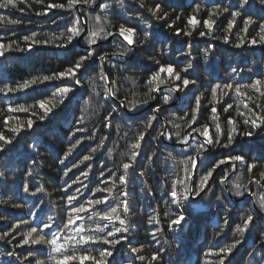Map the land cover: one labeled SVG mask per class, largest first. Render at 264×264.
<instances>
[{"label": "snow or ice", "instance_id": "snow-or-ice-1", "mask_svg": "<svg viewBox=\"0 0 264 264\" xmlns=\"http://www.w3.org/2000/svg\"><path fill=\"white\" fill-rule=\"evenodd\" d=\"M36 2L43 3V0H36ZM7 3L15 6L13 0H7ZM255 4L258 5L255 10L261 13L258 18H254L253 13L249 11L253 0H234L228 5L213 6L208 10L207 18H198L204 6L201 0H192L190 7L193 8V12L186 17L185 28L179 29L176 23L177 21L183 23L182 17L177 15L171 23H168L170 16L165 11L162 0H136L137 9L143 10L147 7L148 16L132 12L125 0H121L118 7L122 11L117 13L113 10L112 18L122 17L123 22L118 29L112 31L109 29L115 28V25L109 19L108 10L111 7L109 3L98 4L97 0H67L66 3H62L52 0L47 3L45 10L37 12L36 15H47L53 9L68 13L70 18L65 25V33L47 39L37 38L35 33L25 35L22 37L25 47H20L16 40L11 41L8 48L0 42V58L4 59L8 58L6 52L11 50V44H17L18 51L27 52L29 55L38 46L47 47L53 40L63 39L64 42L56 46L65 50L73 44L74 37H82L86 45L78 59L74 63L69 62V66L64 70L37 75L30 80H25L22 84H17L15 88L9 86L8 81L0 80V93L3 94L0 100L7 106V113H28L26 126L19 124L8 127L11 120L18 118L11 115L3 117L5 128L0 130V154L8 152L9 146L15 147L19 144V137L24 132L35 131L37 121L33 117H37L42 125H52L56 117L64 110L61 107L58 112L54 100H58L60 106L66 107L67 102L76 97L77 92L81 93L76 100L81 115L79 117L74 115L69 121L74 127H70L65 133L71 147L64 153L63 159L56 157L63 166L60 191L63 193L65 216L60 217L58 221L56 217L48 215L45 207L42 206L45 187L31 181L25 183L23 192L35 198L27 212L33 220L21 219L19 223H12L6 229L0 230V241L12 244V240L15 239L14 233L21 228V225H26L27 231L23 232V239L18 240L14 248L23 249L25 246L28 248L23 256L17 255L14 250L5 249V254L9 257L8 264H15V260H19V264H25V262L27 264H69L70 261L77 260L80 264H84L85 261H91V264H164L161 249H152L151 253L145 257L142 254L145 242L137 241L135 245L132 243L133 235H130L133 233L132 215L136 208L129 199L131 195L129 185L136 186V182L139 181L143 188L148 189L147 195L157 199L158 202L159 198L154 196V192L156 188H159L161 198H167L164 199V203L169 206L168 211L165 212L168 229L175 232L177 226L183 227V223H187L188 220L182 209H192L193 214H197L199 201H202L210 192L211 195H216L213 184L217 183V174H219L218 184L222 195L216 196V200L220 203H223L226 194L237 198L244 197L246 194L253 197L251 211L235 209L237 214L244 213L239 216L241 223L235 228H231L229 220L224 221V224L229 225L233 240L231 242L223 240L222 244L218 242L217 238L222 239V234L225 233L224 227H219L214 236V243L219 250L216 253H206V255L215 254L218 257L215 264H232L231 257L241 243L237 234L244 235L246 231H250V226L255 223V219L260 213H264V195H260L259 200H256L257 193H251L247 186H244L243 192L239 190V185L234 184L232 188L228 187L230 173L234 175L240 166L249 173V184L264 187V156L250 161L242 150L236 151L237 148L242 147V138L252 139L258 135L264 136V71L257 75L254 67L246 66L249 80L245 83L243 78L234 80V76L239 73L237 67L232 66L227 78H218L213 68V58L216 53L211 40L221 39L224 44H230L229 33L235 27H239L238 21L242 20L244 27L241 31L247 34L248 39L246 41L241 38L231 46L235 49L247 46L260 47L264 50V0H255ZM93 5L100 9V14L89 17V20L95 22V26L86 29L82 23L83 14L78 20L74 12L78 7L92 8ZM5 6L4 3H0V7ZM233 8L235 10H232ZM223 13H230L231 18L228 19L225 35L220 38L215 36L216 20L213 17L218 18V15ZM153 20L165 21L167 28L177 38L181 35L193 37L194 33L198 32L201 38L208 37L209 42L203 50L189 45L192 50L181 51L175 60L165 58L167 53L161 47L160 58H157L154 53L147 57L150 62L146 73L147 78L139 80L135 76L124 77L125 81L131 84L130 88H125L119 79L112 77L106 65L111 64L113 68L119 70L121 63H127L138 46L135 39L137 33H143L145 37L139 42V46L151 43L149 30L155 26ZM17 22L9 21V23ZM53 22L55 23V20ZM201 25L204 31L200 30ZM250 28L252 32L257 33L259 39L252 36ZM109 38L114 46L113 49L100 53L98 40H109ZM185 43L188 42L185 41ZM200 60L203 64L199 63ZM260 63L264 64V51H262ZM200 73L205 76L203 82L200 79ZM34 85H44V90L39 95L31 96L33 103H29L27 98L23 103H19L20 98L13 94L27 89H32L35 93L38 88L33 87ZM141 86L142 93L139 91ZM122 89H124L123 93ZM122 94L124 98L118 99ZM24 95L29 97L28 92H24ZM138 96L141 98L137 99ZM206 99L207 104L204 103ZM152 101L157 103L151 107V114L147 115L142 122H128L130 117L127 113L138 111L150 105ZM165 105L168 109H172L173 105L176 107L161 122V114L166 110ZM218 106L222 109L223 115L221 111H218ZM125 108L127 113L122 111ZM30 109H39V114L36 111H29ZM91 109L104 111L105 114L99 117L103 127L119 123L126 129L119 137L125 144V151L119 163L113 158V148L108 147L107 142L111 140V135L101 137L96 141V147H91L90 142L94 141L97 135L95 132H89L85 126L87 113ZM205 112H208L209 116L202 122ZM157 129L159 130L156 131ZM50 130L55 131V128ZM120 131L118 127L117 132ZM152 131H156L154 136H151ZM8 132L12 135H7ZM80 136H83V140ZM149 137L158 145L163 141L170 142L165 146L169 150L164 158V166L159 168L160 179L154 181V187H149L143 177L148 174L145 169L151 171L153 176L156 175L157 169L152 166L160 158L161 149L158 147L149 153L147 151ZM86 142H89V154L81 153L82 159H79V163L73 161L72 166L68 167L66 161ZM38 147H41L38 142L27 144V149L33 152ZM176 147H180L181 151L176 152ZM102 149L106 151L102 153ZM213 149L221 151L210 160ZM99 155L107 157L105 168H108L107 161L112 162V167L108 168L107 173V176L112 179L105 178V171L102 168L93 187V180L89 172L85 171L86 162L92 161L94 156L98 160ZM144 161H147V164ZM73 169H79L80 175L69 183L64 178L68 177ZM28 175L32 176L33 173L29 172ZM80 176L89 183L84 184ZM197 176L199 179H196ZM102 184L103 187H101ZM73 185H83V190L77 187L75 192H72L70 190ZM85 191L91 195L85 196ZM210 204L211 201L209 206ZM20 206L16 205V207ZM257 206L258 211H256ZM33 209L38 210L33 211ZM157 210L153 209V213ZM4 219L5 217L0 215V220ZM89 221L95 227L89 225ZM157 221L155 214L148 215V225L155 227ZM135 231H139V227ZM157 231L159 232L160 229L157 228ZM261 231L264 233V229ZM149 235L153 239L156 238V232H149ZM38 245H46L47 252L43 246L34 247ZM260 251L264 253V239L260 240ZM117 254H122L120 260H117ZM261 261H264V255L261 256ZM261 261H253V264H261ZM198 264L202 262L198 261Z\"/></svg>", "mask_w": 264, "mask_h": 264}, {"label": "trees", "instance_id": "trees-1", "mask_svg": "<svg viewBox=\"0 0 264 264\" xmlns=\"http://www.w3.org/2000/svg\"><path fill=\"white\" fill-rule=\"evenodd\" d=\"M48 2L52 0H43V3H37L36 0H13V4H8L7 0H0V3H4L5 7H0V42L5 44V48L9 47L11 41L16 40L20 47H25V43L22 39L25 35H30L35 33L37 38L47 39L49 37L60 36L61 33H65V25L68 23L69 14L59 10L53 9L47 15L38 16L37 12L45 10ZM55 2L66 3L67 0H55ZM121 0H97V3H109L111 7L108 10L109 19L111 23L115 25V28L109 30L115 31L119 28L120 23L123 22L122 17L112 18V12L115 10L120 13L122 9L118 7ZM234 0H201L203 10L199 13L198 18H207L208 10L213 6L217 5H228L233 3ZM128 7L132 9V12L137 14H142L148 16L147 7L143 10H138L136 7V0H125ZM165 5V11L169 13L170 19L174 20L177 15H180L183 19V23L177 21L176 27L179 29L185 28L186 17L193 12L192 0H162ZM258 5L255 4L253 0V5L250 6L249 11L253 13L254 18H258L261 13L257 12L255 9ZM23 9V11H20ZM95 9V10H93ZM232 10H235L233 8ZM83 14V27L91 28L95 26V22L89 20V17H95L100 14V9L93 5L92 8L78 7L74 16L76 19H81ZM230 13L219 14L218 18L213 17L216 20L214 25L215 36L222 38L225 35L226 26L228 19H230ZM152 18L150 17V20ZM55 20V23L53 22ZM9 21H18L17 23H9ZM154 23V28L149 30L151 43L144 46H139V42L144 40L143 33H137L135 39L138 46L135 48L133 54L130 55V59L126 64L121 63L119 70L113 68L111 64L106 65L111 71L112 77L114 79H119L125 88H130L131 84L125 81L124 77L135 76L139 80H144L147 78V68L150 66L148 60V55L154 53L157 58H160V49L163 47L164 51L167 53L165 58L175 60L181 51H191L192 48H198L203 50L205 45L209 42L208 37L201 38L198 32L194 33L193 37L180 36L177 38L172 31L167 28L165 21H152ZM239 27H235L231 33H229L231 43L226 45L221 39L211 40V44L216 53L213 58V68L215 74L220 79L227 78V75L231 73V67H237L239 74L234 76V80H241L247 83L249 80L248 68L246 66H251L256 69V74L259 75L261 71H264V64L260 63L262 59V50L260 47L251 48L243 47L241 49H235L231 45L236 43L239 39L243 38L247 41L248 36L241 29L244 27L243 21L239 20ZM200 30L204 31L203 26H200ZM252 36L259 39L256 32H252L249 29ZM111 38L109 40H98L100 53L104 51H111L113 45L111 44ZM187 41L188 43H185ZM64 40H53L51 44L47 47L38 46L36 50L29 55L27 52H21L17 50V44H11V50L6 52L7 59L0 58V80H5L9 82V86L15 88L17 84H22L25 80H30L37 75L51 74L54 70H64L69 66V62H75L79 55L85 50V43L82 37H74L73 44L68 47L67 50L58 48L56 45L63 43ZM192 46V48L189 47ZM99 63V62H97ZM199 63L203 64L200 60ZM200 79L203 82L205 76L200 73ZM37 87V92H32V89L24 90L23 92H16L13 95L20 98L19 103H23L24 99L27 98L29 103H33L31 100L32 95H39L41 91L44 90V85H34ZM124 89H122L123 93ZM139 91L143 92V87L141 86ZM203 91V89H202ZM24 92L29 93V97H25ZM80 92L76 93L71 101L67 102L66 107L60 106L58 100H54L57 104V111L60 112L61 107L64 108L63 112H60L53 122L52 125H42L37 117H33L37 121L35 125L34 132H24L20 137V143L16 144L15 147H10V150L6 153L0 154V215L5 217L4 220H0V230L6 229L8 225L12 223H19L21 219L33 220V217L28 216V209L32 207V201L35 199L31 196L26 195L23 192V185L31 181L38 186H44L46 192L43 196V204L45 207V212L48 215H52L59 221L60 217L65 216V207L63 193L60 191V185L62 184L61 177L63 176L62 168L59 160L56 159L59 156L61 159L64 158V153L71 147L70 142L67 140L65 133L70 127H74L69 123L74 117H79L81 112L76 104V100L80 96ZM0 93V97H2ZM207 95V94H206ZM123 94L118 99H123ZM131 98V97H129ZM141 97L138 96L137 99ZM157 102L152 101L150 105L140 108L138 111L133 113H127V109L122 111L127 113L130 117L129 123L132 122H142L147 115L151 114V107ZM205 104L208 103L207 99L204 101ZM179 104V102H177ZM6 105L0 100V130L5 128L3 124V117L5 115H11L17 117L18 119H13L10 121L8 127L18 126L19 124H24L28 119V113H7ZM176 105H173L172 109H168V106H164L166 109L161 114V122H163L165 117H168L171 112L175 110ZM254 107V105H253ZM241 110H244L241 108ZM29 111H36L39 114V109H30ZM221 111L222 109H219ZM246 111V110H244ZM104 111L101 109L97 111L96 109H91L85 121V126L89 132L97 133L94 141L90 142L91 147H96V141L101 137L106 135H111V140L108 141V147L113 148V158L119 163L122 159V153L125 151V144L119 137L123 135L124 126L119 123H112L108 127H103V122L99 119L100 116L104 115ZM234 114V113H233ZM223 115V113H222ZM250 115V114H249ZM209 116L208 112L204 113L202 122L207 120ZM178 123H182L177 121ZM142 126V123H141ZM121 131L118 133L117 128ZM242 127V125H241ZM55 128V131L50 129ZM157 129L156 131H158ZM156 131L151 132V136L156 134ZM170 131H173L170 129ZM7 135H12L8 132ZM83 140V136H80ZM38 142L41 147H38L35 152L27 149V144ZM149 146L147 151L149 153L155 151L158 147L161 149L160 158L157 160L153 168L157 169L155 176L152 175L151 171L143 177V180L147 182L149 187H154V181L160 179L159 168L164 166V158L167 156L169 141H163L161 144H157L152 141L149 137ZM241 148H237L236 151H243L246 157L251 161L253 159L264 156V136H255L252 139L242 138ZM89 142H86L83 147L79 149L78 152H74L73 156L70 157L66 163L68 167L72 166L73 161L79 163V159H82V154H89ZM106 149H102L101 152H105ZM176 152H180L181 148L176 147ZM221 151L219 149H213L212 154L209 159H214L216 154ZM143 160V157H141ZM107 157L104 155H99V158L94 156L92 161L86 162L87 167L85 171H88L90 177L93 180L92 186H95L96 179L99 176V171L104 168L105 178L112 179L107 176L108 168L112 167V162L107 161L108 168H105V162ZM147 164V161H144ZM84 167V165H81ZM29 172L33 175L29 176ZM80 175L79 169H73L69 173L68 177L64 179L68 180L70 183L72 179ZM249 173L243 166L236 171L234 175L230 173V182L228 187L232 188L234 184L240 186V191H244V186H247L251 193H257L255 197L259 200L260 195H264V187L249 184ZM258 179V175L256 177ZM80 179L84 181V184H88V180H85L83 176ZM196 179H199L197 176ZM217 183L213 184V189L216 195H211V192L205 196L202 201H199L197 207L199 212L193 214L192 209H182L186 216L188 217L187 223H183V227H176V231L172 232L168 229L167 219L165 217V212L168 211L169 206L164 203V199L161 198L159 188H156L154 196L159 198L153 199L147 195V188H143L140 182H136V186L129 185L131 199L133 205L136 208L135 213L132 215L133 223V235L132 243L135 245L137 241H143V252L142 254L147 257L152 249L159 248L164 256V264H198V261L202 264H215L217 256L206 255V253H216L218 248L214 243L215 233L219 230V227H224L225 233L222 234V239L217 238L218 242L221 244L223 240L231 242L233 236L229 230V225L224 224L227 219L230 222L231 228L241 223L239 216L244 213L241 212L237 214L235 209H242L244 211H251L253 209V197L245 195L244 197H233L230 194H226V198L223 203L216 200V196L222 195L220 191V185L218 184L219 174L216 175ZM104 185L102 184L101 187ZM66 187V185H65ZM80 187L83 190V185H73L70 191L75 192L76 188ZM125 189V190H129ZM34 190V189H33ZM85 196L91 195V193L85 191ZM98 196L100 194H97ZM209 201L211 204L209 206ZM39 202V201H37ZM16 205H21L16 207ZM149 205H151L149 207ZM153 209H158L156 213H153ZM38 209H33L37 211ZM258 211V206L256 207ZM155 214L158 218L155 227L148 225L147 219L148 215ZM46 219L47 216L45 215ZM162 221V222H161ZM82 223V222H81ZM91 225V221L88 222ZM34 226V225H33ZM95 227V225H91ZM139 227V231L135 229ZM157 228L160 231H157ZM261 229H264V213L255 219V223L250 226V231H246L244 235L237 234L241 243L236 250L235 254L231 257L232 264H253V261H261V256L264 255L260 251V240L264 239V233ZM27 231L26 225H21L20 229L14 233L15 239L12 240V244L0 241V264H8L9 257L5 254V249L8 251H15L19 256H23L28 246L23 249L14 248V245L18 240L23 239V232ZM149 232H156V238L153 239ZM45 248L47 252L46 245H38L34 247ZM122 254H117V260L121 259ZM15 260V257H13ZM15 264H19V260H15ZM27 264V262H25ZM69 264H80L77 261H70ZM84 264H91V261H85ZM264 264V261H261Z\"/></svg>", "mask_w": 264, "mask_h": 264}]
</instances>
